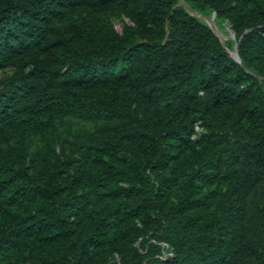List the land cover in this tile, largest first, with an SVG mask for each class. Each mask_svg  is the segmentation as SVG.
<instances>
[{
    "label": "trees",
    "instance_id": "trees-1",
    "mask_svg": "<svg viewBox=\"0 0 264 264\" xmlns=\"http://www.w3.org/2000/svg\"><path fill=\"white\" fill-rule=\"evenodd\" d=\"M4 70L0 264H264V0H0Z\"/></svg>",
    "mask_w": 264,
    "mask_h": 264
},
{
    "label": "rangeland",
    "instance_id": "rangeland-1",
    "mask_svg": "<svg viewBox=\"0 0 264 264\" xmlns=\"http://www.w3.org/2000/svg\"><path fill=\"white\" fill-rule=\"evenodd\" d=\"M180 5H182L184 8H186L191 14H195L199 17H201L205 22L212 28V30L215 32V34L219 37L221 42L226 43L228 41L234 40V38L231 36L229 27L225 25L224 23L219 24L214 14L210 15L208 17L202 16L198 13H196L194 10H192L187 4L183 2H179ZM129 22L127 16L120 15V16H114L112 18V23L117 31H121L122 26L124 23ZM228 38V39H227ZM226 39V40H225ZM235 56V53H233ZM11 73V70H4L0 71V77L6 76Z\"/></svg>",
    "mask_w": 264,
    "mask_h": 264
},
{
    "label": "water",
    "instance_id": "water-1",
    "mask_svg": "<svg viewBox=\"0 0 264 264\" xmlns=\"http://www.w3.org/2000/svg\"><path fill=\"white\" fill-rule=\"evenodd\" d=\"M230 33H231V36H232L233 38H235L234 33H233L232 31H230ZM233 53H235V56L233 55ZM231 55H232V57H233L236 61H239L238 56H237V53H236V47H234L233 51L231 52Z\"/></svg>",
    "mask_w": 264,
    "mask_h": 264
},
{
    "label": "built area",
    "instance_id": "built-area-1",
    "mask_svg": "<svg viewBox=\"0 0 264 264\" xmlns=\"http://www.w3.org/2000/svg\"><path fill=\"white\" fill-rule=\"evenodd\" d=\"M169 255H171V253H168Z\"/></svg>",
    "mask_w": 264,
    "mask_h": 264
},
{
    "label": "bare ground",
    "instance_id": "bare-ground-1",
    "mask_svg": "<svg viewBox=\"0 0 264 264\" xmlns=\"http://www.w3.org/2000/svg\"><path fill=\"white\" fill-rule=\"evenodd\" d=\"M228 39V38H227ZM226 40V39H225Z\"/></svg>",
    "mask_w": 264,
    "mask_h": 264
}]
</instances>
